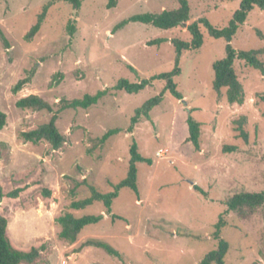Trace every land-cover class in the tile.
Segmentation results:
<instances>
[{"label": "rangeland", "instance_id": "rangeland-1", "mask_svg": "<svg viewBox=\"0 0 264 264\" xmlns=\"http://www.w3.org/2000/svg\"><path fill=\"white\" fill-rule=\"evenodd\" d=\"M178 1L83 0L75 10L65 0H0V28L10 44L5 50L0 41V111L7 117L0 131V185L4 194L23 189L15 200H0V214L8 220L16 249L43 247L34 264H198L217 246L212 235L220 216L225 223L220 238L229 246L225 264H264V206L243 216L226 212L225 206L237 193L264 190V75L236 61L245 97L243 105H230L225 89L221 94L212 90V66L224 57L225 42L202 28V47L181 54L180 74L174 78L182 100L165 93L149 118L127 133L134 111L165 83L156 81L138 94L115 91L116 83L171 72L175 51L170 41H189L186 26L200 18L225 27L240 2L186 0V26L159 30L131 22L114 30L135 15L175 10ZM46 5L39 32L26 41ZM248 14L231 42L237 51L264 49V12L254 8ZM157 39L166 42L149 45ZM25 78L29 83L13 94L14 85ZM102 90L108 94L96 105L58 115L56 127L66 137L60 150L21 138L51 118L45 111L17 109L23 96L37 95L56 109L62 98ZM189 117L200 124L199 151L186 142ZM241 119L246 142L237 131ZM109 130L118 132L98 145ZM133 141L151 161L137 164L138 193L121 189L109 214L99 202L72 210V202L90 196V186L106 194L126 178ZM224 147L236 150L223 152ZM44 187L51 190L48 200L41 194ZM65 213L102 219L70 245L58 237L56 219ZM87 240L110 245L120 258L95 247L76 252Z\"/></svg>", "mask_w": 264, "mask_h": 264}, {"label": "trees", "instance_id": "trees-1", "mask_svg": "<svg viewBox=\"0 0 264 264\" xmlns=\"http://www.w3.org/2000/svg\"><path fill=\"white\" fill-rule=\"evenodd\" d=\"M83 0H65L72 5L75 10H78ZM179 7L175 10H163L158 14L145 13L141 15L132 16L126 20H123L117 24L114 30H118L128 23H140L150 25L159 30H172L179 26H184L189 20V5L186 0H179ZM48 6L43 8V11L38 16L36 23L31 27L29 32L25 35V40L30 41L40 30L41 25L45 19ZM109 8L111 7L108 4ZM254 8L264 12V0H240L238 9L232 13V17L223 28H216L212 26L206 18H200L191 24L186 26V30L190 36L189 41L182 40H171V44L175 51V65L171 72L153 76L149 80H140L137 83H130L127 80H120L116 83L113 90L123 91L127 94H138L145 88L151 86L156 81H162L165 83L163 90L155 97L147 100L144 104L134 111L133 117L130 119V126L127 133H132L134 126L139 122L141 118L148 119L149 113L153 108L158 106L163 99L165 93H168L176 100H182L181 94L177 91L174 78L180 74L179 61L183 52H195L198 51L203 45V35L201 29L203 28L208 35L216 40H223L225 42L224 57L221 60L214 62L213 68V81L212 90L221 94L222 90L225 89V98L230 105H243L244 103V90L242 84L239 82L234 69V63L236 61L243 62L246 67L252 68L258 71L261 75H264V61L261 59L264 55V49L256 51H237L235 50L231 42L237 33L238 29L245 23L248 13ZM74 28H70L72 34ZM260 36V34L258 33ZM0 41L5 50L10 49V44L0 28ZM166 42L163 39H157L149 42V45L158 46ZM131 72L135 70L129 66ZM59 75L53 77L57 78ZM29 78L18 81L12 88V93L17 94L26 84L29 83ZM108 94L107 90L97 92L95 95H85L80 99L68 100L62 98L54 106L44 101L37 95H29L16 101L15 107L19 110H31L34 112H48L51 114V118L47 123H44L37 128L21 133V138L25 142L37 144L39 142H46L50 145L54 151L60 150L66 143V137L58 131L56 127V121L58 115L66 110H86L91 106L96 105ZM261 100L264 102V96H261ZM6 115L0 111V131L6 126ZM245 119H241L238 122L239 136L243 141H247V135L242 129V124ZM188 137L187 143L192 144L196 151L200 149V124L193 121L192 118H188ZM117 130H109L98 139V145H103L111 136L116 134ZM235 147H224L223 152H233ZM147 163L151 164V161L142 157L138 151L137 144L133 141L129 148V161L127 175L124 180L114 186V190L110 193H100L96 188L90 186V196L86 199L74 201L71 203L70 208L72 210L84 209L92 204L99 202L102 203L106 212L110 213V207L113 201L118 197V192L121 189H130L134 193H138L137 190V164ZM39 184V183H38ZM194 189H199L194 186ZM23 192V189H16L8 194H4L0 185V200L3 198H9L15 200L19 194ZM44 199L48 200L51 198V190L48 188H42L41 192ZM226 212L237 213L241 216L247 212H253L258 208L264 206V190L260 192H241L230 197L226 203ZM114 219L115 216H112ZM102 216H85L77 218L70 213H65L56 219L57 224L60 227L58 237L60 240L72 245L77 241L79 234L82 230L90 225H95L100 222ZM225 226L222 216L219 217L218 222L215 224V231L212 237L217 241V246L214 250L208 252L198 264H225L224 259L227 255L229 246L228 243L220 238L221 229ZM86 247L100 248L107 252V254L120 258V254L112 248L110 245L98 241V240H87L76 250L81 251ZM43 247L36 248L31 247L27 251L16 249L8 233V220L6 217L0 214V264H34L35 260L39 257Z\"/></svg>", "mask_w": 264, "mask_h": 264}, {"label": "water", "instance_id": "water-1", "mask_svg": "<svg viewBox=\"0 0 264 264\" xmlns=\"http://www.w3.org/2000/svg\"><path fill=\"white\" fill-rule=\"evenodd\" d=\"M184 26H186V24Z\"/></svg>", "mask_w": 264, "mask_h": 264}]
</instances>
